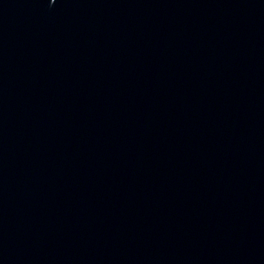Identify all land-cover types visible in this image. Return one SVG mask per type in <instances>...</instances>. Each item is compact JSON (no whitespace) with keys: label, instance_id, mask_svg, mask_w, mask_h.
<instances>
[{"label":"water","instance_id":"obj_1","mask_svg":"<svg viewBox=\"0 0 264 264\" xmlns=\"http://www.w3.org/2000/svg\"><path fill=\"white\" fill-rule=\"evenodd\" d=\"M0 264H264V0H0Z\"/></svg>","mask_w":264,"mask_h":264}]
</instances>
